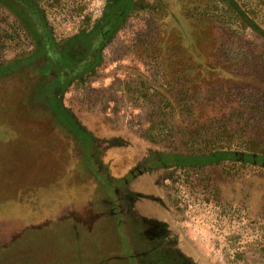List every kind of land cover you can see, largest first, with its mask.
I'll list each match as a JSON object with an SVG mask.
<instances>
[{"label":"rangeland","instance_id":"1","mask_svg":"<svg viewBox=\"0 0 264 264\" xmlns=\"http://www.w3.org/2000/svg\"><path fill=\"white\" fill-rule=\"evenodd\" d=\"M222 1L0 0V264H264V157L143 136L168 63L264 91V0Z\"/></svg>","mask_w":264,"mask_h":264},{"label":"trees","instance_id":"2","mask_svg":"<svg viewBox=\"0 0 264 264\" xmlns=\"http://www.w3.org/2000/svg\"><path fill=\"white\" fill-rule=\"evenodd\" d=\"M222 3H207L203 10L210 12L218 8L234 14V23L240 29L251 25L249 21L252 18L249 20L250 17L246 15L249 10L242 8L235 0H224ZM253 23L257 25L259 22ZM209 24L206 18L200 27L210 37ZM170 44L173 48L168 52L175 56L178 53L177 43L171 41ZM183 63L178 66L173 63L169 66L168 63V67L161 69L164 87L157 88L154 85L152 97L148 98L150 93L146 97L147 102L151 103L149 132L143 136L154 142H165L184 154L203 158H218L222 156L221 152H231L229 150L248 153L256 158L264 157V126L258 120L260 111L264 112V91L254 84L232 82L229 79L195 85L192 80L197 78L198 70L185 66L184 60ZM178 81H181L179 86L174 88ZM160 108L170 110L166 120L155 118H158ZM158 124H162L163 128H156ZM156 129L157 132H154ZM243 156H239L241 163ZM215 190L218 195L221 193L220 187L216 186Z\"/></svg>","mask_w":264,"mask_h":264},{"label":"crops","instance_id":"3","mask_svg":"<svg viewBox=\"0 0 264 264\" xmlns=\"http://www.w3.org/2000/svg\"><path fill=\"white\" fill-rule=\"evenodd\" d=\"M80 171H81V169H80V170H74L73 174H71V175L67 174L66 177L69 176V178L72 179L71 176H73V175L76 174V173H79ZM82 179H83V177L81 178V182H82ZM80 186H81V183H78V185H74V186H73V188H76V190L73 191V192H75V193H73V194L71 195V199L73 198V196H74V198L72 199L71 203H70L69 201H68V202H65L66 207H69V206H70L71 208L73 207V206H72V203H74V204L76 203V198H77V197L75 196L76 194L81 193V195H82V199H83V192H84V189L86 188V185L82 183V189L79 190L80 192H78V189H77V188H79ZM106 192H107V191H106ZM107 195H108V193H107ZM108 196H109V195H108ZM69 198H70V197H69ZM69 198H68V199H69ZM111 199H113L112 196H111ZM69 209H70V208H69ZM71 212H72V211H71ZM69 213H70V211H69Z\"/></svg>","mask_w":264,"mask_h":264}]
</instances>
